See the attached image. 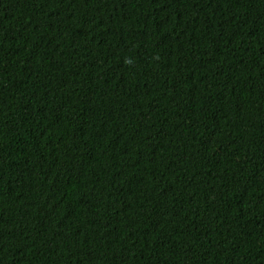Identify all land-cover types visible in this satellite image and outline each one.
<instances>
[{"label": "trees", "instance_id": "1", "mask_svg": "<svg viewBox=\"0 0 264 264\" xmlns=\"http://www.w3.org/2000/svg\"><path fill=\"white\" fill-rule=\"evenodd\" d=\"M0 264H264V0H0Z\"/></svg>", "mask_w": 264, "mask_h": 264}]
</instances>
